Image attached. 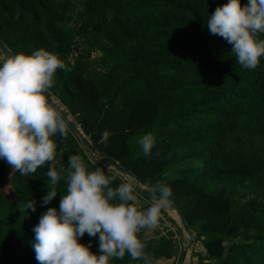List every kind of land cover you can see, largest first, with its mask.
<instances>
[{
    "label": "trees",
    "instance_id": "trees-1",
    "mask_svg": "<svg viewBox=\"0 0 264 264\" xmlns=\"http://www.w3.org/2000/svg\"><path fill=\"white\" fill-rule=\"evenodd\" d=\"M223 3L0 0V38L14 53L45 48L58 55L65 67L57 69L50 91L98 150L133 170L142 184L171 187L173 204L201 246L192 247V259L264 264V57L255 69H244L231 45L209 33L208 15ZM66 128L65 137H53V160L30 175L0 160V264H37L32 227L48 207L58 208L70 155H80L88 170L104 167ZM105 130L110 135L101 143ZM149 131L155 144L144 157L131 141ZM60 165L65 171L57 195L42 205L51 186L46 172ZM113 173L115 186L124 177L106 174ZM30 199L35 211L25 208ZM137 200L144 208L150 204L138 190ZM90 239L95 251V237L85 234L79 242ZM143 243L153 264L178 256V244L164 235ZM109 264L142 261L125 253Z\"/></svg>",
    "mask_w": 264,
    "mask_h": 264
},
{
    "label": "clouds",
    "instance_id": "clouds-1",
    "mask_svg": "<svg viewBox=\"0 0 264 264\" xmlns=\"http://www.w3.org/2000/svg\"><path fill=\"white\" fill-rule=\"evenodd\" d=\"M206 26L211 35L231 45L235 62L242 68L255 69L264 57V38H260L264 34V0H246L243 4L241 0H226L208 15ZM64 67L58 55L45 48L0 54V160L20 175H30L52 161L57 148L53 137L66 136V118L52 103L50 93L57 69ZM109 135L108 130L103 131L100 142L107 143ZM136 143L148 157L155 136L146 132ZM112 170L101 166L88 170L78 154L67 158L66 190L58 208L48 207L32 227L31 247L37 264H109L125 253L131 260L153 264L137 234L155 228L162 210L171 207V187L160 181L145 184L151 202L141 209L133 203L138 181L122 175L125 179L113 186L117 175L106 174ZM64 171V165L59 170L48 168L51 186L41 198L42 205L56 197L55 186ZM25 208L35 211V201L28 200ZM85 234L96 238L95 251L91 250V239L88 244L79 242Z\"/></svg>",
    "mask_w": 264,
    "mask_h": 264
},
{
    "label": "water",
    "instance_id": "water-1",
    "mask_svg": "<svg viewBox=\"0 0 264 264\" xmlns=\"http://www.w3.org/2000/svg\"><path fill=\"white\" fill-rule=\"evenodd\" d=\"M0 48L5 50L3 54L5 56L14 54V52L4 43V41L0 38ZM51 93V101L54 106L61 112L62 116L66 118V125L71 129L76 138L79 140L80 145L85 149V151L90 154L96 161H98L104 167H110L115 172L123 175L126 179L128 177H134L138 181V191L140 194L151 202L150 195L144 190V184L140 182L138 175L131 169H127L120 165L116 160L110 158L100 150H98L94 144L91 142L88 136L83 132L80 124L76 121L73 115L69 112V110L64 106L50 91ZM172 212H174V219L181 229L182 233L185 234L187 238L186 244L183 246L180 254L179 264H184L186 259L188 260L191 248L194 243L195 234L190 229L181 209L172 203L171 207H169Z\"/></svg>",
    "mask_w": 264,
    "mask_h": 264
},
{
    "label": "rangeland",
    "instance_id": "rangeland-1",
    "mask_svg": "<svg viewBox=\"0 0 264 264\" xmlns=\"http://www.w3.org/2000/svg\"><path fill=\"white\" fill-rule=\"evenodd\" d=\"M98 55H100V54L99 53H93L92 57H98ZM136 138L137 137L133 138V140L131 141L132 144H134V142H136V140H137ZM137 146H139V145H137ZM170 176H171V174H170ZM3 187H4V191L10 196L11 187H10L8 181L6 182V179H5L4 183H3ZM136 206L138 208H141V209L144 208L143 204H141V202H139L138 200H136ZM163 210L165 211L166 215H169L175 221V219H174L175 214H174V212L171 211L170 208L163 209ZM168 221H169L168 218H166V216H164V213L162 211V214H161V217H160V219L158 221L159 223L157 224V226L155 228H152V229H142L141 232L137 234L138 238L141 239L142 242H144V241L149 240L152 237L157 238V236H161L162 233L159 231V226H162L163 224H167ZM173 228L176 230V225L175 224H173ZM155 230L158 231V234H154L153 231H155ZM180 236H182L180 245H181V247L183 249V246L187 242V238H186L185 234H183V233L182 234L180 233ZM237 241H239V240H237ZM183 243H184V245H183ZM192 247L195 250L201 249V246L199 244H195L194 245V243H193ZM178 250H179V248H178ZM191 250H192V248H191ZM180 254H181V249L178 252V256L176 255V258L174 257V258H170V259H160V260H158V262H159L158 264H179ZM214 262H215L214 260H209V261H207V263L206 262L205 263L204 262L199 263L198 260L196 259V257L192 259L189 256L188 260L186 259L184 264H214Z\"/></svg>",
    "mask_w": 264,
    "mask_h": 264
},
{
    "label": "built area",
    "instance_id": "built-area-1",
    "mask_svg": "<svg viewBox=\"0 0 264 264\" xmlns=\"http://www.w3.org/2000/svg\"><path fill=\"white\" fill-rule=\"evenodd\" d=\"M159 223V222H158ZM166 227V228H165ZM159 228L161 229V233L162 235H166L167 238H171L175 243L178 244V247L179 248V251L181 249V245H180V242H181V236L180 234L178 233L177 230H175L173 228V225L172 223H170L168 221L167 224H163L162 226H159ZM169 233V234H167ZM180 236V237H179ZM180 239V240H179Z\"/></svg>",
    "mask_w": 264,
    "mask_h": 264
},
{
    "label": "snow or ice",
    "instance_id": "snow-or-ice-1",
    "mask_svg": "<svg viewBox=\"0 0 264 264\" xmlns=\"http://www.w3.org/2000/svg\"><path fill=\"white\" fill-rule=\"evenodd\" d=\"M5 50H3L2 48H0V53H3Z\"/></svg>",
    "mask_w": 264,
    "mask_h": 264
}]
</instances>
